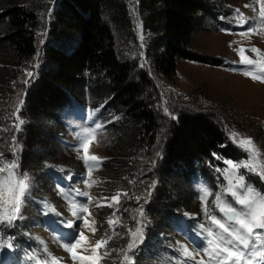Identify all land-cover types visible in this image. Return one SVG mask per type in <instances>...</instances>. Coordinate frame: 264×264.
Returning <instances> with one entry per match:
<instances>
[{"label": "rangeland", "instance_id": "374dc122", "mask_svg": "<svg viewBox=\"0 0 264 264\" xmlns=\"http://www.w3.org/2000/svg\"><path fill=\"white\" fill-rule=\"evenodd\" d=\"M125 2L126 30L109 20V15L106 14L105 16L109 20V25L116 40L118 59L123 63L133 64L134 76L146 75L153 86L152 95H149L147 99L144 96L143 99L149 102L148 104L156 112L163 133H160L157 138L154 152L145 153L146 160L154 164L153 174L146 176L150 180L148 194H150L151 199L149 198L147 201L146 199L145 201L132 199L127 189L114 185V181L107 179L108 173L105 167H107V164L113 163L114 160L112 154L115 133L112 131L111 126L119 120L120 115L113 116L111 119H101L100 123L104 125L103 128L96 132L79 136L77 133H82V129L87 127L89 123L87 121L74 120L65 109V106L57 109L51 118L46 117L36 121L32 117H28V115L24 118L22 117L21 112L27 106V102L24 99L26 91L31 89L30 86L34 84V80L39 79L36 76L40 72L43 71L44 73L49 69L45 51L50 46L49 44L52 43L53 17L55 13L59 12L60 8L57 2L50 11L47 10L46 15L41 17L42 20L41 18L39 20L36 33L38 52L35 59L31 63L27 62L24 65L22 75H19L22 71L18 73L23 80V89L22 86H19L18 91L13 90L8 97L2 99L3 101L0 100V103H5L8 107H15L16 114L19 116L17 122L23 130L28 126L41 128L45 133L53 129V134L55 135L51 139L54 142H56L57 136L69 142V145L66 143H52L51 145L45 143L51 153L44 150L45 145L43 144L36 145L31 150L21 146L22 165L19 159L20 152L16 148L11 151L9 159L5 157L0 159V177L4 178L0 180V218L5 217V214L8 216L13 214L12 209L16 206L21 175L26 173L29 178L28 183L30 186L23 197L18 218L11 223H7L5 219H0V226L5 224L7 227L18 226L17 221L20 220L26 229L23 232L24 236L31 241L34 239L39 241L42 246V248L35 250L36 253L30 260L27 257L24 258L23 264H32V262L46 259L54 263L44 249L54 256L57 261H63L62 264H105L103 262L105 258H112L106 264H129L132 259L137 261L136 256L132 255V253L134 250L139 249L145 240V226L149 221L150 224L155 222L153 221L155 216L152 213V209L156 207V209L163 211L164 207L162 205H167L165 203L160 204V202L172 200L173 202L182 203V207L184 206L185 208L175 209L171 212L178 217L186 216L190 220L197 219L200 222L206 220L207 217L203 211L205 207H207L210 215L213 214V210L217 209L214 206L217 193L215 187H206L209 190V194L205 202L199 198L202 191L194 185L188 184V181L181 180L179 173L166 178L163 186L161 170L162 159L166 155L167 126L170 123L178 125L179 119L183 115L209 118L221 129V132H224V135L233 143V146L239 149H242L238 144L241 138H251L254 142L255 154L250 155L245 151L248 158L241 161L247 162L255 171H246L244 167L233 170L230 165H226L223 161L222 167L218 168L223 178L219 191L227 187L229 178L232 179L233 183L236 182L233 176L234 171L236 175H244L245 183L252 188L253 186L248 181L247 174L253 172L255 176L260 178L264 175V81L252 78L253 76L264 77V18L260 16V4L256 3L255 0H210L208 2L210 10L216 11V14L220 10L225 11V13L223 12L217 18L204 19L203 24L200 26L201 29L191 38L189 51L202 61H181L175 74L167 78L155 68L157 54L164 52L163 45H159L160 38L164 37L162 31L158 32L147 25L145 18L148 14L139 8L138 0H125ZM246 5L248 7H245ZM237 9H239V14L236 12ZM40 14L42 15L44 12L41 11ZM250 25H255V30L246 31ZM64 46L67 47L66 45ZM254 47L259 51H250ZM245 56L255 63L253 65L243 64L241 61ZM0 67H3L1 60ZM29 72L32 74L31 76L27 75ZM165 108L167 112L164 111ZM97 110L92 112H97ZM172 116H175L176 119H173ZM67 125L69 126L67 127ZM232 133H238L240 136L234 140ZM81 141H90L87 145V153H85L83 147L79 149L73 147V145ZM26 151H29V155L33 160L31 164L25 167L24 154ZM13 154H15L14 157ZM93 155L100 159L96 161L87 160V157ZM13 159L18 164L16 168L12 166ZM233 163L236 162L233 161ZM97 164L100 165L93 167V165ZM69 168L78 175L79 182L71 178L70 181L65 179L67 183H63L64 181L62 180L58 185L54 184L53 180L51 183L45 177V174H49L51 171L58 173L67 172ZM9 173H12V175L9 176ZM141 174L145 175L147 172H141ZM128 175L126 174V177ZM85 176L87 177V182L82 183L81 181ZM129 177V179L133 178L132 175ZM262 179L264 180V178ZM124 180L125 175L122 178V181ZM126 180L128 179L126 178ZM106 181L113 186L107 187ZM141 181L139 177L133 181L134 183L137 182L133 189L137 188ZM58 188L63 189V191L58 190ZM74 189L87 193L88 198H90L88 203L90 215L84 214L89 221L88 224H81L79 220H76L77 228L83 231L88 239L86 241L81 240V244L74 249L73 254V252H69L61 246L64 241L59 232L53 233L56 230L54 227L50 224L42 225L34 222V219L40 218L42 220L45 215L54 224V216H57L51 212V208L54 207L63 217L74 220L72 212L80 213V206L73 208L72 204H70L78 194L73 191ZM162 190L167 193V197L156 201V195ZM255 191L264 194L260 189ZM116 193H121L119 203L112 201V206L110 207L109 200L102 198H110ZM123 193H127V195L125 196ZM230 196V194L225 196L221 193V200L230 202ZM32 202L37 204L40 210L36 211L34 206L30 205ZM132 203L135 206L132 207ZM98 204L102 206L97 207ZM166 207L169 209L168 206ZM45 208H47L48 214H45ZM141 211L143 212L142 217L140 215ZM186 213L188 215H185ZM162 215L164 216V213H161ZM167 216L169 217V214ZM110 217L114 222L113 224L117 223L116 227L107 223ZM163 218L166 217L164 216ZM58 226L61 229L64 228L60 223ZM137 227L141 228L142 242L137 238V243L129 250L127 249V244L131 242V233L135 232ZM93 230H95L94 233ZM49 231L57 236L58 240L54 239ZM71 234L69 240L73 238V230ZM165 235L167 236L158 235L157 240L163 239L164 242L168 243L170 239L174 238L172 240L174 244H171L170 247L176 246V249L181 250L184 255L183 245L195 255L196 250L191 249L174 232ZM110 237H113V244H125L121 248V252L110 245L106 246V243L99 249L93 248L96 241H106L105 239ZM12 245L13 241L4 239L0 233V264L5 258L11 256ZM58 252L63 254L68 262L58 259L61 255ZM125 254L131 258V261H124L123 257ZM82 256H91L92 259L81 260ZM201 257L207 260V256L203 252L195 255L196 260ZM150 261L139 257L137 262L138 264H149ZM48 264L50 263L48 262ZM177 264H192V261L184 256L182 260L177 261Z\"/></svg>", "mask_w": 264, "mask_h": 264}, {"label": "trees", "instance_id": "16d2710c", "mask_svg": "<svg viewBox=\"0 0 264 264\" xmlns=\"http://www.w3.org/2000/svg\"><path fill=\"white\" fill-rule=\"evenodd\" d=\"M209 1L138 0L139 8L148 14L145 18L147 25L163 33L159 45H163L164 52L157 54L155 68L165 77H172L181 61H202L189 51L191 38L201 29L204 19L217 18L225 13L220 10L216 14V11L210 10ZM57 2L60 8L53 17L52 43L45 51L49 69L40 72L36 76L39 79L34 80L29 92L26 91L24 99L27 106L21 112L22 117L28 115L36 121L51 118L62 106L68 112L82 115L98 109L95 113L105 120L120 115L119 120L111 126L115 133L114 160L105 167L107 179L127 189L132 199L147 201L151 196L148 194L150 180L146 176L153 174L154 164L146 160L145 153L154 152L157 138L163 132L153 107L143 99L153 93L151 82L144 74L135 77L133 64L123 63L116 53V40L109 20L126 30L125 0H0V60L3 63V67H0V100L8 97L13 90L18 91L19 86L23 89V80L19 75L24 72V65L31 63L37 55L39 20ZM41 11L44 14L41 15ZM19 71L22 72L18 75ZM18 117L15 107L0 103V159H9L11 151L16 148L20 152L22 165L21 146L31 150L43 144L44 150L51 153L45 143H65L66 140L58 136L56 142L51 139L55 135L53 129L45 133L36 126H28L24 130L20 124L17 127ZM165 153L161 170L163 186L166 178L179 173L181 180L188 181L192 186L200 181L216 190L223 180L217 171L223 161L231 159L238 162L248 158L247 153L233 146L213 121L195 115H183L178 125L170 123L167 126ZM32 160L29 151H26L24 166L31 164ZM60 174L64 177L68 173L63 171ZM126 174L129 175L126 177ZM45 175L51 183L52 180L56 183L52 171ZM130 175L133 180L129 179ZM252 176L251 183L264 193V182L260 177ZM138 177L142 181L133 189L137 184L133 181ZM106 184L107 187L113 186L108 181ZM166 195L164 190L159 191L156 201ZM169 202H160L167 204L162 205L163 211L156 207L152 209L155 222L147 228L148 249L143 253L140 251L136 257L149 259L154 253L151 250L152 242L158 241V235L175 232L173 223L176 215L171 211L184 206L178 201ZM133 203L132 207L135 206ZM30 205L39 210L37 204L32 202ZM41 221L40 218L34 219V222ZM17 224L13 226L18 236L17 245L25 242L32 247L24 236L26 229L23 222L18 220ZM11 228L1 225L0 232L6 238H11ZM109 245L119 252L125 246L123 243L113 244L112 241ZM111 260L105 258L103 262L106 264Z\"/></svg>", "mask_w": 264, "mask_h": 264}, {"label": "snow or ice", "instance_id": "6c2138e0", "mask_svg": "<svg viewBox=\"0 0 264 264\" xmlns=\"http://www.w3.org/2000/svg\"><path fill=\"white\" fill-rule=\"evenodd\" d=\"M256 3H259L261 6L260 16L264 18V0H255ZM245 7H248L247 5ZM239 14V9L236 10ZM255 25H250L249 29L246 31L255 30ZM142 39V37H141ZM252 52H258L257 48L250 49ZM243 64L253 65L255 62L249 59L247 56L243 57ZM31 76L32 74L29 72L27 74ZM253 79H262L264 81V77H252ZM27 83V81H25ZM19 111V109H17ZM167 112V109H164ZM173 119H176L175 116H172ZM89 124L87 127L82 129V133H77V135L87 134L91 132H96L104 127L103 124L96 121L91 116L88 117ZM18 127V123H17ZM240 134L232 133V137L235 140L236 137H239ZM88 143L90 141H81L80 143L73 145V147L79 149L83 147L85 153L88 151ZM253 141L251 138H241L238 141V144L242 149L248 152L250 155L255 154V149L253 148ZM159 155V153H157ZM15 154H13V157ZM100 158L97 156L87 157V160L96 161ZM86 160V166H87ZM224 163L226 165H230L233 170L239 169L240 167H244L246 171H255V169L251 168L249 164L245 161H239L233 163L231 159L225 160ZM13 168L18 167V164L13 159ZM219 172L220 170L217 169ZM12 173H9L11 176ZM233 176L235 178V183L232 182V179L229 178L227 180V187L222 188L215 195L214 206L218 209L220 216L211 215L208 219L210 221L211 226L205 227L204 223H199L194 229L193 232L200 240V244L197 246V250L195 255H199L200 252H203L207 256V260H204L201 257L199 260L195 259V255L192 252L187 250L186 246L182 245L184 249V256L187 259L192 261V264H264V194L256 192L250 185L245 183L244 175H236L235 171L233 172ZM71 174H69L65 179L71 180ZM264 178V175H262ZM3 177H0V180H3ZM27 174H22L19 180V192L16 197V206L12 209L13 214L8 216L5 214V217L0 219H5L7 223H11L12 221L18 218L20 207L23 203V197L26 194V191L29 188ZM82 183L87 182V177L81 181ZM63 191V189H59ZM240 190V191H238ZM78 195L86 197V199L80 204V213L76 211L72 212V216L75 218L74 220H68L63 218V216L56 211L53 207L51 208V212L57 216H61L59 223L62 227L72 229L73 230V238L68 242L63 244V247L69 251L73 252L74 249L81 244V240H87L88 238L85 236V233L79 230L76 226V220H79L81 224H88L89 221L86 219L84 214H89L88 203L90 202V198H88L86 192L79 191V189H74ZM221 193L225 196L230 194L232 197V203H229L227 200H221ZM209 194V190L204 188L199 196L201 201L206 202V197ZM121 193H116L113 196L103 197L102 199L109 200V206H112V201H115L117 204L119 203ZM123 195H127V193H123ZM233 203L236 206H233ZM102 205H97V207H101ZM75 208V205H73ZM205 216H208L207 207L203 209ZM45 214H48L47 208H45ZM141 217L143 216V212L140 213ZM185 215H188L187 213ZM194 218V217H193ZM109 225H112L114 222L110 217L107 221ZM95 230H93L94 233ZM131 232V230L129 229ZM132 240L127 244V249L131 250L134 245L137 243V238L142 242V233L141 228L137 227L135 232L131 233ZM106 241L98 240L93 246L94 249L101 248ZM62 259V258H58ZM92 259L91 256H82L81 260H89ZM124 261H131V258L126 254L123 257Z\"/></svg>", "mask_w": 264, "mask_h": 264}, {"label": "bare ground", "instance_id": "6f19581e", "mask_svg": "<svg viewBox=\"0 0 264 264\" xmlns=\"http://www.w3.org/2000/svg\"><path fill=\"white\" fill-rule=\"evenodd\" d=\"M58 254H61V253L58 252ZM58 256H59V255H58ZM59 257L62 258V259L64 260V262H68V261H67V258H66L63 254H61Z\"/></svg>", "mask_w": 264, "mask_h": 264}]
</instances>
